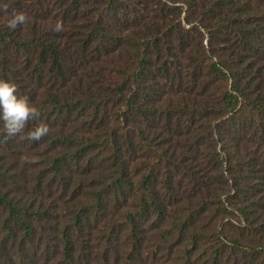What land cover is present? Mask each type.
Wrapping results in <instances>:
<instances>
[{
	"label": "trees",
	"instance_id": "trees-1",
	"mask_svg": "<svg viewBox=\"0 0 264 264\" xmlns=\"http://www.w3.org/2000/svg\"><path fill=\"white\" fill-rule=\"evenodd\" d=\"M0 78V264H264V0H0Z\"/></svg>",
	"mask_w": 264,
	"mask_h": 264
},
{
	"label": "clouds",
	"instance_id": "clouds-1",
	"mask_svg": "<svg viewBox=\"0 0 264 264\" xmlns=\"http://www.w3.org/2000/svg\"><path fill=\"white\" fill-rule=\"evenodd\" d=\"M25 18V13L14 12L6 23L10 28H15L17 23L24 22ZM61 28V23L57 21L54 30L59 31ZM16 88L15 82L0 78V122H2L3 131L7 136L19 133L24 129L26 121L38 117L40 114L39 108L30 103L27 97L17 95ZM48 130V125L40 122L28 130L27 136L29 139L38 140L47 134Z\"/></svg>",
	"mask_w": 264,
	"mask_h": 264
}]
</instances>
